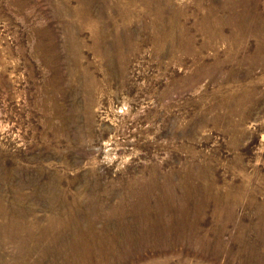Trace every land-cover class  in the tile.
I'll return each mask as SVG.
<instances>
[{"label":"rangeland","instance_id":"374dc122","mask_svg":"<svg viewBox=\"0 0 264 264\" xmlns=\"http://www.w3.org/2000/svg\"><path fill=\"white\" fill-rule=\"evenodd\" d=\"M0 264H264V0H0Z\"/></svg>","mask_w":264,"mask_h":264}]
</instances>
